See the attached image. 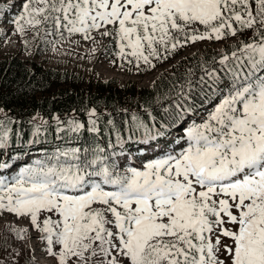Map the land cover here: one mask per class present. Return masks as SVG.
<instances>
[{
    "label": "snow or ice",
    "instance_id": "snow-or-ice-1",
    "mask_svg": "<svg viewBox=\"0 0 264 264\" xmlns=\"http://www.w3.org/2000/svg\"><path fill=\"white\" fill-rule=\"evenodd\" d=\"M12 9L0 37L27 57L188 66L156 96L159 118L150 104L37 113L24 140L0 107V264H264V0Z\"/></svg>",
    "mask_w": 264,
    "mask_h": 264
},
{
    "label": "trees",
    "instance_id": "trees-1",
    "mask_svg": "<svg viewBox=\"0 0 264 264\" xmlns=\"http://www.w3.org/2000/svg\"><path fill=\"white\" fill-rule=\"evenodd\" d=\"M187 66L186 60H180L176 67L165 72L149 88H139L134 84L119 86L114 82L84 87L85 81L68 70L46 68L34 62L28 64L11 56L0 61V107L21 121L13 127L20 131L24 140L31 133L28 121L37 113L49 120L57 114L62 118L72 114L83 118L84 107L104 109L107 106L109 111L127 108L130 113H140L141 105L150 104L159 118L163 114L155 104L156 96H162L166 91L168 82L173 78L172 72L179 76ZM76 110H80L79 113ZM49 140L53 145L59 143L52 135H49Z\"/></svg>",
    "mask_w": 264,
    "mask_h": 264
},
{
    "label": "rangeland",
    "instance_id": "rangeland-1",
    "mask_svg": "<svg viewBox=\"0 0 264 264\" xmlns=\"http://www.w3.org/2000/svg\"><path fill=\"white\" fill-rule=\"evenodd\" d=\"M21 0H0V8L6 7L7 10L12 11L13 4H19ZM11 26L8 25L10 30ZM10 34V31H9ZM12 40L15 41L16 38L12 37ZM14 56L23 61L31 64L32 62L41 65L46 68L57 69L60 71H70L76 77H79L84 82V87L96 83L104 82H114L119 86L134 84L139 88H149L151 87L152 81H158L161 78L160 73H152L147 75H134L131 73L125 74L116 69H111L110 67H102L97 64L94 68L92 65H89L83 61H69L65 62L64 58L57 57L54 54L49 52H36L32 57H27L21 49V46L18 43H8L5 44L2 37H0V61L8 59L9 57ZM105 61V65H106ZM173 69L170 67L169 72ZM159 77V78H157ZM63 86V85H61Z\"/></svg>",
    "mask_w": 264,
    "mask_h": 264
}]
</instances>
